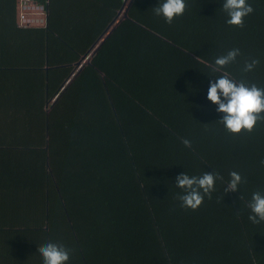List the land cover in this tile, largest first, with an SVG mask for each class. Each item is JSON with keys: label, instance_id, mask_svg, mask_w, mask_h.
<instances>
[{"label": "trees", "instance_id": "1", "mask_svg": "<svg viewBox=\"0 0 264 264\" xmlns=\"http://www.w3.org/2000/svg\"><path fill=\"white\" fill-rule=\"evenodd\" d=\"M27 1L43 27L0 0L3 264H42L49 242L67 264H264V224L245 207L264 191V123L228 136L197 60L239 48L228 71L264 87V0H248L243 28L226 25L224 0H187L171 25L153 14L161 0ZM248 57L260 64L242 74ZM232 170L240 191L218 181L197 211L179 207L178 175Z\"/></svg>", "mask_w": 264, "mask_h": 264}, {"label": "clouds", "instance_id": "2", "mask_svg": "<svg viewBox=\"0 0 264 264\" xmlns=\"http://www.w3.org/2000/svg\"><path fill=\"white\" fill-rule=\"evenodd\" d=\"M188 6L187 0H161L153 8V14L171 25L183 16ZM221 10L227 17L226 25L231 28H243L245 18L255 11L248 0H224ZM241 56V50L234 47L215 57L212 62L197 58L215 77L214 82L209 83L206 98L216 106L217 113L222 114L217 123L222 125V130L230 137L250 134L258 123H264V87L243 78L238 80L228 71ZM259 64L258 58H244L241 73H252ZM181 143L186 149L192 148V141L188 138H181ZM259 163L264 167V159ZM218 181L223 185V195L240 191L241 185L248 182L247 177L236 170L228 173L227 180L217 171L198 176L181 173L175 178V187L179 190L175 199L179 201V207L182 210L197 211L206 198L212 199ZM245 207L248 210L247 219L252 225L264 224V191L252 192ZM38 253L42 264H67L70 259V250L59 243L43 244L38 248Z\"/></svg>", "mask_w": 264, "mask_h": 264}, {"label": "rangeland", "instance_id": "3", "mask_svg": "<svg viewBox=\"0 0 264 264\" xmlns=\"http://www.w3.org/2000/svg\"><path fill=\"white\" fill-rule=\"evenodd\" d=\"M127 2H130V0H128ZM33 6L31 4H27L26 0H19V4H18L19 18L21 17L23 21L22 22L20 20L19 24H21L22 26H26V25L39 26L44 24L43 13L40 10L36 9L35 6L34 7ZM99 45L100 44H98V46Z\"/></svg>", "mask_w": 264, "mask_h": 264}, {"label": "crops", "instance_id": "4", "mask_svg": "<svg viewBox=\"0 0 264 264\" xmlns=\"http://www.w3.org/2000/svg\"><path fill=\"white\" fill-rule=\"evenodd\" d=\"M27 1V0H26ZM128 3V2H127ZM27 4H31L32 6L34 5L36 7V9L40 10L42 12V8L40 7H37V5L33 4V3H30L29 1H27ZM33 6V7H34ZM19 12V11H18ZM124 16V15H123ZM23 22V21H22ZM44 22V21H43ZM44 24L42 25H39V26H33V27H43ZM22 26V25H20ZM32 26V25H30ZM24 27V26H23ZM99 46L97 45L96 48H94L91 52H90V56H93L95 54V52L98 50ZM89 56V57H90ZM86 58V59H89ZM86 61V60H85ZM84 64L83 62H80L78 65L81 67V65ZM80 70V69H79ZM8 229H9V226H8V223L3 220L2 218L0 219V264H3V261H4V256H5V253H4V246L2 244V241H3V238H4V234L8 233Z\"/></svg>", "mask_w": 264, "mask_h": 264}, {"label": "water", "instance_id": "5", "mask_svg": "<svg viewBox=\"0 0 264 264\" xmlns=\"http://www.w3.org/2000/svg\"><path fill=\"white\" fill-rule=\"evenodd\" d=\"M123 17H126V13L124 14V16ZM110 34V33H109Z\"/></svg>", "mask_w": 264, "mask_h": 264}]
</instances>
